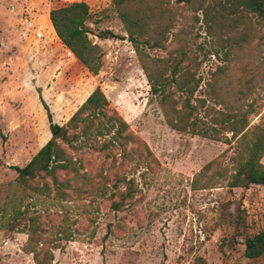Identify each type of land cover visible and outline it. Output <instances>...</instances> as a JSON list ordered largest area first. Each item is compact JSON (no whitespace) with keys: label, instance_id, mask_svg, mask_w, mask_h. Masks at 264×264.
Listing matches in <instances>:
<instances>
[{"label":"rangeland","instance_id":"374dc122","mask_svg":"<svg viewBox=\"0 0 264 264\" xmlns=\"http://www.w3.org/2000/svg\"><path fill=\"white\" fill-rule=\"evenodd\" d=\"M74 2L88 4L94 27L125 37L93 39L104 52V66L96 76L61 43L50 21L51 10ZM141 2L146 20L142 40L156 46H145V52L171 82L175 100L181 96L182 102L186 95L172 80L174 65L180 66L179 73L196 74L201 80L191 98L201 119L196 128L217 137L169 126L168 102L152 93L112 0H0V264H35L33 255L24 251L28 235L9 225L14 210L25 217L41 213L49 238L61 241V247L54 249V264H195L197 258L205 264L264 263V256L254 260L244 256L243 236L231 221L239 208L245 212L249 234L264 230V187L231 189L227 179L218 181L213 171L199 176L226 151L223 167L232 169L235 142L225 143L231 134L209 129L223 111L215 103L212 87L224 78L236 85L244 63L264 75V24L253 14L246 25L235 24L212 0ZM98 87L157 160L143 179V169L128 174L135 178V198L115 212L107 200L54 204L45 197H27L14 167L28 164L51 139L44 103L53 121L63 125ZM252 90L248 101L254 99L260 114H251L249 121L264 128V82ZM236 103L240 106L243 100ZM176 108L180 110L181 104ZM84 156L93 168L104 162L99 153L86 151ZM196 177L199 185L209 187L195 189ZM61 228L71 229L75 241L60 240Z\"/></svg>","mask_w":264,"mask_h":264},{"label":"trees","instance_id":"16d2710c","mask_svg":"<svg viewBox=\"0 0 264 264\" xmlns=\"http://www.w3.org/2000/svg\"><path fill=\"white\" fill-rule=\"evenodd\" d=\"M142 0H112L117 12L124 21L130 42L139 57L142 68L152 86V93L161 95L169 126L177 131H193L192 134L203 137H217L209 134V130H197L198 107L193 106L191 98L200 87L201 80L196 74L187 71L179 73L178 64L174 65L173 82L179 92L184 93L185 99L175 100L170 90L171 82L159 73L158 65L145 52V46L156 47L149 40H142L146 30ZM178 3L190 4L193 0H176ZM220 8L222 14L235 24H245L249 14H253L264 24V0H212ZM90 8L85 2H74L50 12V21L61 43L78 59L90 74L96 76L104 66L102 47L93 39H120L113 30L96 28L90 22ZM246 25V24H245ZM247 36L248 34L245 33ZM264 37V36H263ZM248 37H246L247 40ZM158 43V42H156ZM245 69L237 77V84L215 81L212 87L216 104L223 108L217 119L211 121L209 129L231 134L226 136L225 143L235 142V155L231 157L232 169L223 167L226 152L208 163L199 176L213 171L218 181H226L231 189H248L252 186L264 187V128L251 125L249 116L259 115L254 99L248 101L253 94V87L264 82V75L250 69L249 64H243ZM186 68V67H185ZM179 73V74H178ZM239 95H242L239 97ZM227 99V100H226ZM240 99L243 104L238 106ZM203 101V100H202ZM200 101V102H202ZM44 103V102H43ZM182 108L178 110L177 105ZM244 105V106H243ZM47 111L51 139L38 151L24 167H14L18 176L17 183L27 197L38 196L47 198L55 203H71L76 200L90 199L110 201V207L117 212L124 209L135 198L137 188H134L135 178L128 174L143 169L141 177L153 170L156 158L148 145L134 134L129 124L114 109L100 87L96 88L80 108L63 125L55 123L50 108L44 103ZM243 107H246L243 110ZM179 118H171L173 114ZM193 119V121H192ZM218 127V128H217ZM190 128V129H189ZM90 151L103 156L104 162L93 168L89 166L84 152ZM211 181V179H210ZM121 185L125 187L121 190ZM214 185V182L212 183ZM195 189H207L208 183L199 185L198 177L193 181ZM118 200H116V198ZM13 222L9 225L12 230H19L28 235L24 246L26 253L33 255L35 264H54V249L61 246L54 238H49V228L41 221V213L37 212L25 217L23 212L14 210ZM21 216V217H20ZM26 218V220H25ZM232 224L237 234L243 236L245 247L244 256L248 259H258L264 256V230L249 234L245 222V212L237 209V215H231ZM20 226V227H19ZM19 227V228H17ZM63 234L60 240L75 241L71 229ZM55 243V244H54ZM195 264H205L203 258H197ZM264 264V263H263Z\"/></svg>","mask_w":264,"mask_h":264},{"label":"built area","instance_id":"2783aa9c","mask_svg":"<svg viewBox=\"0 0 264 264\" xmlns=\"http://www.w3.org/2000/svg\"><path fill=\"white\" fill-rule=\"evenodd\" d=\"M25 22L28 24L29 27H32L33 26V23H32V21H31L30 18L26 17L25 18Z\"/></svg>","mask_w":264,"mask_h":264}]
</instances>
